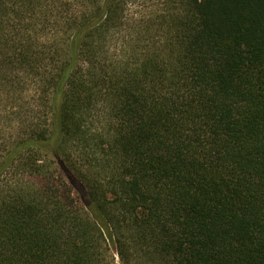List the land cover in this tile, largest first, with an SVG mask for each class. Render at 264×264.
I'll return each mask as SVG.
<instances>
[{
	"label": "trees",
	"instance_id": "obj_1",
	"mask_svg": "<svg viewBox=\"0 0 264 264\" xmlns=\"http://www.w3.org/2000/svg\"><path fill=\"white\" fill-rule=\"evenodd\" d=\"M0 101V264H264V0H0Z\"/></svg>",
	"mask_w": 264,
	"mask_h": 264
},
{
	"label": "rangeland",
	"instance_id": "obj_2",
	"mask_svg": "<svg viewBox=\"0 0 264 264\" xmlns=\"http://www.w3.org/2000/svg\"><path fill=\"white\" fill-rule=\"evenodd\" d=\"M2 108H3V105H2V102L0 101V109H2ZM12 120H19V116L13 118ZM7 124H8V123H7Z\"/></svg>",
	"mask_w": 264,
	"mask_h": 264
}]
</instances>
